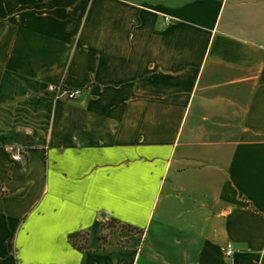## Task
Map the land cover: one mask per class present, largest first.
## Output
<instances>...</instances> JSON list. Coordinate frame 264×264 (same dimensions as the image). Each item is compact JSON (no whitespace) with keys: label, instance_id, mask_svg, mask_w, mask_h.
<instances>
[{"label":"crops","instance_id":"0c3cea01","mask_svg":"<svg viewBox=\"0 0 264 264\" xmlns=\"http://www.w3.org/2000/svg\"><path fill=\"white\" fill-rule=\"evenodd\" d=\"M0 264H264V0H0Z\"/></svg>","mask_w":264,"mask_h":264},{"label":"built area","instance_id":"2783aa9c","mask_svg":"<svg viewBox=\"0 0 264 264\" xmlns=\"http://www.w3.org/2000/svg\"><path fill=\"white\" fill-rule=\"evenodd\" d=\"M48 91L54 96V100L56 102L75 100L81 94L80 90H70L64 88L63 86H50L48 88ZM9 151L12 159L15 162H21L24 160V156H25L24 149L20 147H16V148L14 147V148H10ZM105 221L108 220L106 219ZM223 250L228 258H231L235 253L234 245L231 242H228L224 246Z\"/></svg>","mask_w":264,"mask_h":264},{"label":"rangeland","instance_id":"374dc122","mask_svg":"<svg viewBox=\"0 0 264 264\" xmlns=\"http://www.w3.org/2000/svg\"><path fill=\"white\" fill-rule=\"evenodd\" d=\"M80 247V246H79Z\"/></svg>","mask_w":264,"mask_h":264}]
</instances>
